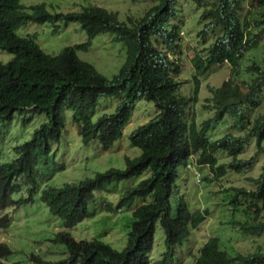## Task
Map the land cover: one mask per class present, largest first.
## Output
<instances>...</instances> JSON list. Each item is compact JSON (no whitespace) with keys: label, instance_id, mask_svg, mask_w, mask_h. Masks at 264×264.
Wrapping results in <instances>:
<instances>
[{"label":"trees","instance_id":"16d2710c","mask_svg":"<svg viewBox=\"0 0 264 264\" xmlns=\"http://www.w3.org/2000/svg\"><path fill=\"white\" fill-rule=\"evenodd\" d=\"M153 1L155 4L143 16L125 21L119 18L118 12L98 5L81 11L52 12L45 2L26 8L21 0H0V50L13 54L9 61L0 62V120L11 121L15 113L27 111L44 113L47 117L31 138L15 147L16 157L0 164V211L34 200V193L39 190L37 167L52 153L53 142L62 136L65 109L73 111L84 143L99 139L102 148L108 150L123 136L136 101L145 99L158 108L155 116L130 134L131 143L142 151L136 157H126L124 168L111 167L79 182L43 188L42 201L53 215L63 220L65 230L57 232L53 241L65 246L67 256L46 260L32 253L30 264H151L158 223L165 233L166 251L154 264H171L169 258L176 246L189 239L208 213V210H192L180 193L179 168L187 167L196 159V163L207 165L216 178H222L229 170L241 173L251 169L254 157L242 159L240 154L252 137L257 151L264 154V113L253 116L259 106L254 96L264 86V63L255 62L249 67L252 77L246 83L247 91L233 78L219 87H211L213 117L201 123L195 116L188 118L189 97L181 93L178 80L181 66L176 58L168 55V51L179 47L181 39L182 25L177 21L179 0ZM258 1L263 17L257 25L264 28V0ZM241 5L240 0H217L201 15L200 21L207 23L200 35H206L211 27H221L223 32L205 49L206 53L198 52L192 58L194 84L190 98L195 103L199 100L201 77L211 66L229 63L235 73L241 59L257 42V36L251 33L252 22L247 17H239ZM28 22H51L55 24V31L61 25L78 22L88 39L66 46L58 54H50L34 36L17 33ZM107 32L115 34L114 40L124 42L127 49L125 63L112 78L78 55L79 50L90 49L97 35ZM157 42L164 47L159 48ZM101 96H113L120 101L114 112L93 121L90 112ZM227 117L232 119L234 127L247 131L238 135L228 132L212 139L209 132ZM219 150L231 157L227 165L219 163L216 157ZM58 168L63 169L64 165ZM145 172L149 175L126 188L121 196V206L135 198L143 200L132 211L124 248L119 250L99 238L78 240L68 231L93 217L90 204L97 192L108 190L112 183L141 177ZM254 181L256 189L231 188L234 194L230 202L237 203L243 197L258 213V203L264 200V164ZM23 192L27 195L16 197ZM10 224L9 214L0 217V227L8 228ZM232 224L235 227L239 224L245 234L264 232V221L257 216ZM12 253L7 243L0 242V258ZM0 264L8 263L0 260ZM195 264H264V251L230 254L222 248L219 237L211 236L200 247Z\"/></svg>","mask_w":264,"mask_h":264},{"label":"rangeland","instance_id":"374dc122","mask_svg":"<svg viewBox=\"0 0 264 264\" xmlns=\"http://www.w3.org/2000/svg\"><path fill=\"white\" fill-rule=\"evenodd\" d=\"M241 9L239 17H247L253 24L252 35L257 36L256 44L241 59L240 65L233 73L229 63L215 64L201 77L202 85L198 102L191 100L194 84V67L192 58L198 52L213 43L223 32L221 27H211L206 35L199 32L204 29L207 21L201 22L204 9L213 7L217 0H179L177 21L182 25L179 47L168 51L170 57L178 60L181 73L178 80L181 82V93L189 97L187 107L188 118L195 116L198 123L213 117L215 114L210 101L211 87H219L228 78H233L236 83L247 91V82L252 77L249 67L253 63H264V28L257 25L263 17V8L258 0H240ZM45 2L52 12L81 11L84 7L98 5L118 12L121 20L130 21L143 16L155 2L153 0H21V4L28 8L31 5ZM176 21V20H175ZM174 21V22H175ZM51 22H28L17 29L21 36L32 35L36 42L47 53L58 54L64 47L82 43L88 39L86 31L78 22H71L68 26L61 25L57 31ZM115 34L107 32L97 35L92 40L88 51L79 50L81 59L92 63L102 74L112 78L117 74L127 59L126 45L122 41L114 40ZM159 48L164 47L157 42ZM13 54L0 50V62H7ZM261 92L254 96L259 101V106L253 111V116L264 113V86ZM119 99L111 96H101L97 106L90 115L93 121L105 114L116 110ZM158 113V108L153 102L145 99L136 101L132 107V116L124 128L123 136L104 150L99 139L90 143L83 142L79 133V125L74 120L73 111L64 110L65 128L58 142H53L52 153L43 159L37 167L39 190L34 193V200L19 207H9L0 211V217L9 214L11 224L8 228L0 227V242L7 243L13 253L7 258H0L8 264H30L29 256L35 253L46 260H61L65 258L66 248L53 241L55 234L64 231L63 220L52 214L48 205L42 201L41 193L47 185L62 186L67 182H79L87 177H93L97 172L105 171L111 167L124 168L126 157H136L141 154V148L134 146L130 141V134L139 125L145 123ZM252 116V117H253ZM47 119L46 114L27 111L23 114L15 113L13 119L0 120V164L9 162L16 157L15 147L31 138L33 132ZM247 131L234 127L232 119L225 118L217 128L209 132L212 139L222 137L228 132L242 134ZM216 157L220 164L227 165L231 157L222 150L217 151ZM254 157L255 164L251 169L241 173L229 170L222 178L213 176L207 165L194 163L187 168H179L178 186L180 193L185 196L191 209L208 210L206 220L192 231L189 239L178 244L169 258L171 264H195L200 247L211 236L219 237L222 248L230 254L250 253L257 250L264 251V232L261 235L245 234L236 223L253 219L255 216L264 221V200L259 202L260 210L251 202L240 197L239 202L231 203L233 187H245L249 190L256 189L254 181L264 164V154L257 151L256 140L252 137L240 154V158ZM64 165L63 169H59ZM198 174H201L198 181ZM149 175L145 172L141 177L112 183L108 190L97 192L95 200L90 204L93 217L86 218L68 231L78 240L99 238L110 243L117 249L125 247L128 239L129 222L132 211L143 202L135 198L130 203L121 206L122 193L129 186L137 184ZM207 178V179H206ZM26 196L27 193L17 194ZM112 207V208H109ZM117 212V213H116ZM235 227V228H234ZM166 251L165 233L157 224L151 264L161 259Z\"/></svg>","mask_w":264,"mask_h":264},{"label":"built area","instance_id":"2783aa9c","mask_svg":"<svg viewBox=\"0 0 264 264\" xmlns=\"http://www.w3.org/2000/svg\"><path fill=\"white\" fill-rule=\"evenodd\" d=\"M182 33H183V31H182ZM191 166H192V162H189L188 165H187V167L189 168V167H191ZM198 176H199V177H198L197 180L200 181V180H201V179H200L201 174H198Z\"/></svg>","mask_w":264,"mask_h":264},{"label":"clouds","instance_id":"9594fccd","mask_svg":"<svg viewBox=\"0 0 264 264\" xmlns=\"http://www.w3.org/2000/svg\"><path fill=\"white\" fill-rule=\"evenodd\" d=\"M191 162H192V163H194V161H193V160H192ZM187 168H188V167H187Z\"/></svg>","mask_w":264,"mask_h":264},{"label":"bare ground","instance_id":"6f19581e","mask_svg":"<svg viewBox=\"0 0 264 264\" xmlns=\"http://www.w3.org/2000/svg\"><path fill=\"white\" fill-rule=\"evenodd\" d=\"M151 198V197H150ZM117 213V212H116Z\"/></svg>","mask_w":264,"mask_h":264}]
</instances>
